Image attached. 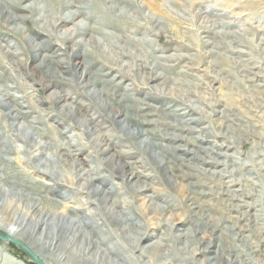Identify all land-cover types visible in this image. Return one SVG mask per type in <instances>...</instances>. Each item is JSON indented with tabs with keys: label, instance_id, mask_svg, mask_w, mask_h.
<instances>
[{
	"label": "bare ground",
	"instance_id": "1",
	"mask_svg": "<svg viewBox=\"0 0 264 264\" xmlns=\"http://www.w3.org/2000/svg\"><path fill=\"white\" fill-rule=\"evenodd\" d=\"M167 1L176 0L140 1L147 10L161 16L155 18L142 13L135 0H0V118L4 124H0V231L28 245L46 264H151L159 256L167 259L166 264H236L232 258L242 254L235 247H227L208 255L212 243L221 242V237L214 238V227L210 232L213 240L201 236L196 219L204 220L203 214L198 197L191 192L205 184H189L182 197L191 218L176 225L172 218H165L171 208L168 200L146 181L161 177L175 187L178 180L192 182L205 175L207 169L220 166L225 169L239 165L238 171L254 172L252 164L238 159L231 160V164L217 160L234 158L235 153L228 152L239 138L227 133H219L218 137L209 128L197 130L212 113H219L213 109L217 104L201 101L194 90L181 91L180 80L166 76L167 73L188 76V71L197 69L178 65L192 60L174 54L154 56L159 49L153 48L148 28L159 36L165 33ZM207 11L205 15H211ZM240 15L241 18L244 14ZM237 19L232 17L224 27L241 24ZM224 32H216L215 28L202 31L201 45L207 57L228 49L224 48L223 40L227 39ZM5 38L17 43L6 45ZM22 46L29 47L30 62L39 59L32 67L33 71H40L39 77L19 73L29 63L22 58ZM232 53L244 62L242 50ZM216 66V62H209L207 68ZM178 67L180 70L175 73ZM242 71L251 74L252 68L245 66ZM139 72L144 75L138 76ZM213 73L209 77L219 81L218 73ZM187 86L192 89L189 82ZM211 87L202 88L211 92ZM50 89L42 100L40 91L43 94ZM34 93L38 94L37 100ZM79 101L83 104H78ZM200 101L211 113L197 105ZM45 105L49 108L44 109ZM224 109L218 128L229 118L230 108ZM89 110L92 115H86ZM33 114H37L36 118L27 121ZM47 119L54 120L56 125H47L51 134L39 128ZM65 121L68 125L59 129L57 126L62 127ZM101 124H109L112 129L121 125L120 135L102 134ZM71 130L79 134L66 136ZM194 134L197 137H186ZM217 137L223 143L212 147L210 139ZM88 150V158L80 159L81 153ZM202 151L216 159L198 157ZM12 154L24 155L25 160L18 163L43 181L37 184L35 194L21 188L26 177L14 168ZM136 154L142 159L141 171L131 162ZM87 162L90 165L86 167ZM232 172L219 177L227 189L235 187L230 180ZM116 180L119 183L113 185L121 188L106 191V184ZM235 192L238 190H232ZM125 195L132 202H120ZM197 195L206 196L203 192ZM74 197L81 198L80 204H73ZM139 199L146 200V207L137 208L140 215L136 216L132 208ZM159 200L162 203H157ZM241 208L234 211L243 215L240 221L247 212L241 213ZM247 208L251 211L254 207ZM154 214L157 233L141 224V220H149ZM228 229L233 233V241L253 254L259 252L258 244L253 246L245 240L241 229ZM180 230L185 232L174 233ZM7 251L12 253L9 244L0 242L3 261L21 264ZM262 253L264 257V249ZM238 264L264 263L247 258Z\"/></svg>",
	"mask_w": 264,
	"mask_h": 264
},
{
	"label": "rangeland",
	"instance_id": "2",
	"mask_svg": "<svg viewBox=\"0 0 264 264\" xmlns=\"http://www.w3.org/2000/svg\"><path fill=\"white\" fill-rule=\"evenodd\" d=\"M135 1L138 7L139 8L141 7L140 9L141 11H143L142 13L144 14L148 13L149 15L154 16L155 18H161V16L158 13L150 12L149 10H147L145 6L143 7V4L140 2L141 0H135ZM177 1L180 3H178ZM175 2L167 1L166 6L164 7V11H165L164 21L166 22V26H167V28L165 29V33H164L165 35L162 34L159 36L157 35L155 30H151L148 28L150 38L154 43L153 48L159 49V51H154L153 54L154 56H170L172 54L178 55V56L183 55V56H187L188 58L192 60L189 64L188 63L186 64V61H185L178 65L181 68L185 66L186 68H196L197 69L194 71L193 70L188 71L187 69L183 68V70L188 71L189 73L188 76H181V75H177L174 73L172 74L167 73L166 76L169 78L179 79L181 82V91H186V90L193 91L194 90L193 92L197 93L198 96L197 95L196 96L200 98L201 101L203 102L207 101L209 103H212L213 105L217 104L216 108H213V109L219 113H212L210 118L207 120V122L204 121L197 130L201 131L203 130L201 128H209L210 130L208 129L207 130L213 135H216L218 137L222 133L223 134L227 133L229 136H233L235 139L239 138V140H237L238 144L236 143L235 145H233L234 149H231L228 152V153H235V154H232L234 158L219 157L217 160L231 164L230 163L231 160L237 161L238 159L239 162H246L249 165L252 164L254 166V172H252V174L254 175L248 174L245 171H242V169L238 171L239 165H232V167L227 166L225 169H223V167L221 166L218 168H214V169L209 168L207 169L209 171H206L205 175H201L198 178L199 180L197 179L192 182L187 181V180H178L177 185L175 187L161 180L162 179L161 177L157 178V180L148 179L146 181L154 189H156V191L159 194H161L163 198L165 197L166 201L168 200L167 203L170 204L171 208H168L169 212L166 214L165 218L167 220L169 218L170 219L172 218L171 220L176 225H179L181 222H184L186 218L188 219L191 218V214L188 211V208L186 207V204L184 203L183 197H182L183 193L188 191L189 184L196 183V182L205 184L203 187L196 188L197 190L194 189L191 192L192 193L194 192L196 197H198L197 202L199 205V210L203 214L204 220L196 219L198 222L197 224L200 223L198 225L199 226L198 228L203 234L201 236H203V238L207 241L209 239L213 240V237H211L210 232L216 229L215 230L216 235H214V238L215 237L217 238V236L221 237V242H218L216 240L217 242L214 241L212 243L213 245L208 255L213 256V252L215 250L219 251L222 249L225 250L227 247L228 248L235 247L242 253L240 256L236 258L233 257L235 259L232 258V261L236 262V264H238L240 261L246 260L247 258L250 260H254L257 263H264V257L262 253V249H264V242H263L264 241V100H263L264 99V96H263L264 79L257 77L259 76V77L264 78V0H176ZM194 10H197V11L194 12ZM207 10H209L211 15H205ZM240 14L241 15L244 14L241 17L242 19L239 17ZM232 17L238 18L237 20L242 21V23L230 25V26H228L229 25L228 24L227 26L224 27V24L232 20ZM137 22L139 23L141 21H137ZM205 28H211V29L215 28L216 32L226 31L224 33L227 34V39L223 40V43H224V48H228L230 52H228V49H226L222 51L223 54L216 55L214 57H207V54L205 53L206 50L204 49L203 45H201L202 43L201 33ZM137 31L138 33L142 34L140 30H137ZM137 37L140 38V36H137ZM5 40H6L5 41L6 45L17 43L14 40L8 39V38H5ZM240 44H241V48L238 47V45ZM185 45L189 46L190 48L184 47ZM27 48L29 47L22 46L21 48L22 58L26 62L30 60V55H29ZM234 50H242L244 52V56H243L244 62L237 59V56H235L232 53ZM77 61H72V63L73 64L78 63L79 61L78 62ZM209 62H214V63L216 62L217 66L209 69L207 68L209 65ZM38 63H39V59L36 62L29 61L27 66L24 67L23 70H21V72L19 73H23L25 76H27L28 74L31 75L32 73H34L33 77L35 78L39 77V75L41 74L40 71H38L37 69L33 71V68H32L34 65L36 66ZM245 66L248 68H252L251 74H248L242 71L243 67ZM179 67L175 70V73L178 70H180ZM210 70L215 72V74L213 72H210ZM210 73H213L214 75L218 73L219 81L217 82L213 81L209 77ZM143 75H144V72H139L138 76L142 77ZM25 78H26V81L28 82L31 81L28 77H25ZM3 81H5V79H3ZM188 82L190 83V86L192 89H188L190 88L187 86ZM3 83L5 85H8L6 82H3ZM207 85L212 86L211 92L203 89ZM50 91L51 89L48 91H45L43 94L40 91V96L42 100H44L43 98L47 96L50 93ZM37 95H38L37 93L33 94L36 100L38 98ZM201 101L197 105L205 109L208 113H211L210 110L205 106V104L201 103ZM82 102L83 101H79L78 104L81 105L83 104ZM26 105L27 104H24V106ZM43 107L44 109L49 108V105H45ZM224 108H227V109L230 108L228 112L229 118L227 119V122L224 123L223 127L218 128V124L223 122L222 113L226 112V109ZM36 115L37 114H33L32 116H30V118L27 121L33 118H36ZM86 115H92V111L89 110ZM99 119L100 118H97V121ZM150 119H155V118L153 117ZM118 121H120V118L117 120V122ZM0 122H1V118H0ZM62 123H63L62 127L57 126L59 129H62L63 127H66L68 125V122L66 121ZM0 124L4 126L2 122ZM48 124H52L56 126L54 120L47 119V121L42 126H39V128L41 129L44 128L43 130H45L46 133L51 134L49 128H47ZM120 126L121 125L116 124V127L112 129V127L109 126V124L99 125V127L101 128L100 129L101 133L109 134V135L113 133L120 135L119 129H118V128H121ZM241 128L243 129L241 130ZM246 132L249 135L246 134ZM72 133L79 134V131L71 130L69 133L66 134V136L67 135L69 136ZM253 133L255 134L253 135ZM49 136L54 137L53 135H49ZM193 136L194 138L197 137L196 134L192 136H186V137L191 138ZM260 136L263 137V139ZM218 137L215 140L210 139V141H212L210 143L212 147L215 145V143H218V145L223 143V139L218 138ZM226 145H229V144H226ZM212 152H214V150H212ZM89 153H90L89 150L84 151L79 156L80 159L83 160V159L88 158ZM91 154L93 155L92 151H91ZM198 157L216 159L214 155H211V153L209 152L206 153L205 151L204 152L202 151V153H200ZM11 158H14L15 160L14 168L21 171L22 177H26L25 182L23 184H20L21 188L24 191L35 194L36 187L38 188L37 184L42 183L43 181L39 179L34 173L24 168V165L22 164L20 165L18 163L19 160H25L24 155L12 154ZM149 158L151 162L154 161L153 157L151 158L150 156ZM140 160L142 159L137 154L134 155L131 159V162L134 163V165L138 166L139 171L142 170L139 167ZM89 165L90 164L87 162L86 167ZM248 168L250 169V167ZM183 170L187 171L186 168H183ZM231 171H233L232 172L233 177L230 180L235 182V187L232 189H227L226 187H224L225 186L223 185L224 182L222 183V180H220L219 177L221 176L227 177L228 174L225 172H231ZM114 183H119V181L116 180L114 182L106 184V191L116 192L119 188H121V186L113 185ZM209 183H212V184H209ZM5 187L8 188V186H5ZM232 190H236V191L238 190V192L232 193ZM198 191L200 193L203 192L206 196H198L197 195L199 194ZM220 195L222 197H220ZM127 196L128 195L123 196L120 199V202H124V201L132 202L131 198ZM74 198H75L74 203H73L74 205H76L77 203L80 204V202L82 201L81 198H78V197L77 198L74 197ZM229 198L232 200H230ZM83 200H85V198H83ZM246 201L249 203H246ZM157 203L160 204L162 203V201L159 200ZM162 205L164 204H161V207ZM226 205L228 206L225 207ZM243 205H244L243 208L239 207ZM237 206L239 210L241 208V213H244L247 211L244 215V220L242 221H240V217H242L243 215L241 216L240 213L237 215L234 212L236 211V209H238ZM248 206L254 207L253 210L250 211V208L249 209L247 208ZM145 207H146V200L139 199L135 202L134 207L132 208V211L135 213L136 216H139L140 215L139 209L138 210L136 209L137 208L144 209ZM171 215H173L174 217H171ZM156 218H157V215L155 214L151 215L149 220L147 219L141 220V224L145 228H148V231H156L155 233H157V225L153 224L156 221L155 220ZM193 218L195 219V217ZM204 223L206 226L204 225ZM188 227L189 226L187 225L185 228H188ZM231 227L236 228L238 230L241 229L242 232H240V234L244 235L245 240L248 239L249 243L252 242L253 246L258 244L259 252L256 254H253L251 253V251L248 250V248L246 249L244 245H241V243L233 241V233L228 229ZM184 232L185 230L183 231L180 230V232L174 231V233H177V234L184 233ZM225 233H228V234H225ZM225 235H228V236L225 237ZM158 236H160L159 232H158ZM258 237H259V240H258ZM221 243L224 245V247ZM217 246H219V248H216ZM9 247L12 248V253L11 251L9 252L7 251V254L11 258H13L14 260L18 262H21V264H34L16 246H14L13 244L11 245L9 244ZM166 262H167V259L165 257L159 256L151 264H155V263L156 264H166ZM0 264H6L3 261L2 254L0 256ZM53 264H57V263L53 262Z\"/></svg>",
	"mask_w": 264,
	"mask_h": 264
},
{
	"label": "water",
	"instance_id": "3",
	"mask_svg": "<svg viewBox=\"0 0 264 264\" xmlns=\"http://www.w3.org/2000/svg\"><path fill=\"white\" fill-rule=\"evenodd\" d=\"M0 242L13 244L18 249H20L34 264H46L42 258L36 254L28 245L24 244L22 241L4 234L0 231Z\"/></svg>",
	"mask_w": 264,
	"mask_h": 264
}]
</instances>
